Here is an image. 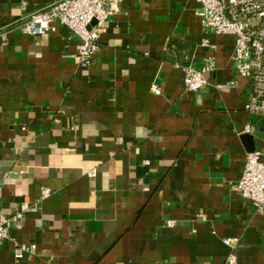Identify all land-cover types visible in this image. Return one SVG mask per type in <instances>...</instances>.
<instances>
[{"label": "crops", "instance_id": "1", "mask_svg": "<svg viewBox=\"0 0 264 264\" xmlns=\"http://www.w3.org/2000/svg\"><path fill=\"white\" fill-rule=\"evenodd\" d=\"M57 1L0 0V217L23 215L0 264H264V213L236 190L264 115L244 109L235 36L205 31L197 0H123L83 66L67 26L21 30ZM208 58L187 90L184 68Z\"/></svg>", "mask_w": 264, "mask_h": 264}, {"label": "built area", "instance_id": "2", "mask_svg": "<svg viewBox=\"0 0 264 264\" xmlns=\"http://www.w3.org/2000/svg\"><path fill=\"white\" fill-rule=\"evenodd\" d=\"M123 0H58L52 6L31 14L21 30L31 37H39L45 32L56 29L55 22L67 26L80 40L78 60L83 66H90L99 50V39L105 30L106 21L119 12ZM197 13L205 31L211 29L216 34L235 36V47L232 55L238 74L249 80L250 92L244 109L250 114L264 115V0H197ZM95 21L96 24L92 25ZM2 39L6 33L0 32ZM202 45L215 48L208 38ZM215 69V62L208 58L205 65L196 68L189 65L184 68V85L189 91H199L207 85L206 74ZM233 86L234 83L228 84ZM156 95L161 94L158 85H152ZM256 128L248 124L243 133L252 134ZM148 164V163H147ZM236 190L259 213H264V151L253 149L247 153L244 171ZM51 189L43 187L40 197L46 198ZM23 217L21 213L14 216L0 217V245L10 238V228L14 222ZM203 219L205 215L201 214ZM169 221L168 225H174ZM224 243L233 246L235 240L227 237ZM36 244L17 246L15 255L23 257L25 253H34ZM235 253H231L225 264H237Z\"/></svg>", "mask_w": 264, "mask_h": 264}]
</instances>
